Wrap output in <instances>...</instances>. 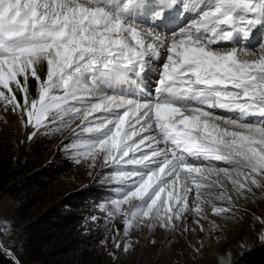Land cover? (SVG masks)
Segmentation results:
<instances>
[{
    "label": "snow or ice",
    "instance_id": "1",
    "mask_svg": "<svg viewBox=\"0 0 264 264\" xmlns=\"http://www.w3.org/2000/svg\"><path fill=\"white\" fill-rule=\"evenodd\" d=\"M0 106L29 139L79 121L63 147L101 159L125 235L234 217L264 190V0H0Z\"/></svg>",
    "mask_w": 264,
    "mask_h": 264
},
{
    "label": "rangeland",
    "instance_id": "2",
    "mask_svg": "<svg viewBox=\"0 0 264 264\" xmlns=\"http://www.w3.org/2000/svg\"><path fill=\"white\" fill-rule=\"evenodd\" d=\"M34 85L30 79L29 95ZM78 123L74 121L60 132L44 134L42 130L29 139L32 127L23 126L17 114L0 106V156L5 153L16 164L20 159L23 171L9 183L18 186L17 190H9L10 185L0 188V246L19 263L16 249L21 246L24 228L32 220H43L51 226L66 222L79 234L81 247L100 248L107 258L123 264H231L245 250L264 242L258 238L264 235V190L259 189L238 200L233 193L241 209L234 217L215 216L206 205L208 220L186 214L176 222L175 230L159 224L150 227L145 220L125 235V217L116 214L109 220L97 207L98 203L115 198L111 189L117 184L105 177L101 159H96L94 167L91 158L77 163L71 158L73 152L63 147ZM79 135L87 137L83 132ZM213 203L227 206L223 201ZM92 216L98 219L93 220ZM193 219H199L203 231L192 223ZM213 220L220 226L219 234L209 223ZM115 239L120 240V248L115 246Z\"/></svg>",
    "mask_w": 264,
    "mask_h": 264
},
{
    "label": "trees",
    "instance_id": "3",
    "mask_svg": "<svg viewBox=\"0 0 264 264\" xmlns=\"http://www.w3.org/2000/svg\"><path fill=\"white\" fill-rule=\"evenodd\" d=\"M0 156V188L8 187L21 176L20 159ZM14 191L18 186L8 187ZM79 234L66 222L51 226L43 220L30 221L22 233L16 254L20 263L0 246V264H123L107 258L100 248L80 246ZM231 264H264V242L245 250Z\"/></svg>",
    "mask_w": 264,
    "mask_h": 264
},
{
    "label": "bare ground",
    "instance_id": "4",
    "mask_svg": "<svg viewBox=\"0 0 264 264\" xmlns=\"http://www.w3.org/2000/svg\"><path fill=\"white\" fill-rule=\"evenodd\" d=\"M90 158V157H89ZM207 209V208H206Z\"/></svg>",
    "mask_w": 264,
    "mask_h": 264
}]
</instances>
